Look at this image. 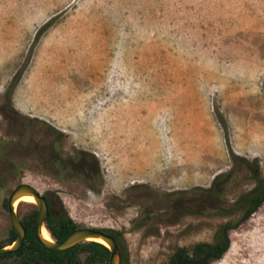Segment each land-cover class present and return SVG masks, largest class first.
<instances>
[{"label":"rangeland","instance_id":"374dc122","mask_svg":"<svg viewBox=\"0 0 264 264\" xmlns=\"http://www.w3.org/2000/svg\"><path fill=\"white\" fill-rule=\"evenodd\" d=\"M262 175L264 0H0V243L25 183L117 232L120 264L165 263L223 222L220 257L176 264H264V200L235 205Z\"/></svg>","mask_w":264,"mask_h":264},{"label":"trees","instance_id":"16d2710c","mask_svg":"<svg viewBox=\"0 0 264 264\" xmlns=\"http://www.w3.org/2000/svg\"><path fill=\"white\" fill-rule=\"evenodd\" d=\"M242 161L245 164L249 163L244 158H242ZM263 200L264 175L258 177L254 187L243 193L235 202V205H237L238 208L242 210L241 219L246 218L247 215L252 213L263 202ZM35 215L36 209L28 212L20 219V224L22 225L24 230V236L22 246L20 247L17 253L28 252L29 249L30 253H32L31 249L36 247L40 248L39 252H42L43 254L48 256H52L53 258L60 255L67 256V261L70 264L73 263V257L76 256L78 253H84L86 260L98 259L100 261V264H107V258L109 254L108 249L104 245L95 241L79 242L63 250L47 251L43 249L41 246H39V244L35 241L32 236ZM44 225L55 241H61L70 232L79 228V226L67 216L51 215L49 213L44 216ZM233 227L234 224H231L230 222H223L219 224L214 232L213 239L211 242H196L191 246L189 252L183 249L175 251L170 254L167 262L162 264H176V262L180 258L188 260H200L203 257H220L228 245V231ZM103 231L111 235L114 239L115 234H118L117 232L110 229ZM14 237L15 234L13 230L10 229V233L6 240V243H0V247L10 243L14 239ZM15 254L16 253L0 255V259L5 257H11Z\"/></svg>","mask_w":264,"mask_h":264},{"label":"water","instance_id":"95a60500","mask_svg":"<svg viewBox=\"0 0 264 264\" xmlns=\"http://www.w3.org/2000/svg\"><path fill=\"white\" fill-rule=\"evenodd\" d=\"M23 194H29L34 199V205L36 207V215L34 219L33 235L38 244L48 251L63 250L73 246L76 243L85 241L86 237H98L101 238L107 246L108 258L107 264H120L119 263V252L116 240L105 231L99 228L82 227L77 228L66 235L61 241H55L49 234L47 228L44 225V216L46 213V203L44 197L39 193L33 186L25 183L16 185L9 192L6 198V209L8 221L15 233V238L9 243L0 247V255H6L13 253L19 249L22 243L24 230L20 224L19 217L15 213L12 203L15 198ZM43 227L49 234V240L41 237L40 229Z\"/></svg>","mask_w":264,"mask_h":264},{"label":"flooded vegetation","instance_id":"af4514ba","mask_svg":"<svg viewBox=\"0 0 264 264\" xmlns=\"http://www.w3.org/2000/svg\"><path fill=\"white\" fill-rule=\"evenodd\" d=\"M43 197H44V200H45V203H46V213H49L51 215H56L53 213L52 209H51V203L54 201L55 199V196L53 195V193H44V194H41ZM35 206V205H34ZM5 207H6V201H5ZM36 209V207H35ZM7 210V209H6ZM34 210V209H33ZM32 211V210H31ZM24 216V215H23ZM22 216V217H23ZM19 217V216H18ZM22 217H19V221ZM35 219V218H34ZM10 225V223H9ZM33 228H34V225H33ZM10 229H12L11 225L9 226V229H8V236H9V233H10ZM13 230V229H12ZM14 232V231H13ZM33 233V231H32ZM15 234V233H14ZM7 236V238H8ZM24 236V235H23ZM33 238H34V235L32 234ZM15 238V237H14ZM35 239V238H34ZM23 241V239H22ZM36 241V240H35ZM37 242V241H36ZM38 243V242H37ZM9 244V243H8ZM21 246H22V243H21ZM20 246V247H21ZM40 246V245H39ZM19 247V249H20ZM43 248V247H42ZM18 249V250H19ZM44 249V248H43ZM67 249V248H66ZM15 251L13 253H16L15 255H13L12 257H17L18 258V261H17V264H70L67 260H68V257L67 256H56V257H52V256H48V255H45L43 254L42 252H39L40 251V248H33L31 249L32 253H30V249L28 252H21V253H17L18 252ZM46 250V249H45ZM48 251V250H47ZM81 254V253H78L76 256L73 257V263L72 264H84L83 262H78V259H77V256ZM84 260L85 257H84ZM87 263L86 264H100V261L98 259H89L86 261Z\"/></svg>","mask_w":264,"mask_h":264},{"label":"bare ground","instance_id":"6f19581e","mask_svg":"<svg viewBox=\"0 0 264 264\" xmlns=\"http://www.w3.org/2000/svg\"><path fill=\"white\" fill-rule=\"evenodd\" d=\"M31 186H32V185H31ZM33 187H34V186H33ZM34 188H35V187H34ZM35 189H36V188H35ZM36 190H37V189H36ZM37 191H38V190H37ZM17 198H21V200H22V201H25V202L34 203V199H33V197H32L31 195H29V194H23V195H20V196L17 197ZM15 200H16V198H15ZM14 203H15V201H13V203H12V207H14ZM40 235H41L42 238H44V239H46V240H49V239H50V238H49V234L47 233V231H46L43 227H41V229H40ZM86 239H87V240H90V241H95V242H98V243H100V244H102V245L107 246L106 243H105L101 238L90 236V237H86Z\"/></svg>","mask_w":264,"mask_h":264}]
</instances>
